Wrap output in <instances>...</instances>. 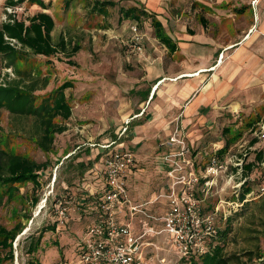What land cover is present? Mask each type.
Segmentation results:
<instances>
[{"label": "rangeland", "instance_id": "374dc122", "mask_svg": "<svg viewBox=\"0 0 264 264\" xmlns=\"http://www.w3.org/2000/svg\"><path fill=\"white\" fill-rule=\"evenodd\" d=\"M6 1L0 0V25L9 14L25 20L37 13H47L55 24L53 42L64 37L80 48L71 57L64 54L51 58L31 54L27 57L26 71L31 70L34 75L49 79L46 88L35 94L43 95L66 82L71 83V87L65 90L71 117L64 123L65 131L55 136L52 152L43 154L28 135L18 132L25 128L32 133V119L16 121L7 111L0 110V137L3 142L6 141L7 147L47 166L38 178V186L28 184L20 189V194L26 197L18 195L0 208V226L6 229L18 224L23 226L12 243L13 259L7 264H27L28 259L38 264H83L79 257L81 241L85 230L93 222L96 197L101 199L99 196L103 195L100 173L103 160L112 149L102 151L97 145L121 136L112 147L115 151L131 153L135 159V167L126 177V187L129 198L138 204L150 200L160 189L164 190L166 167L160 151L165 149L161 147L163 145L159 146L161 141L176 127L182 130L185 137H190L191 132L183 129L181 114L170 108L176 92L170 81H166L152 101L149 102L148 97L144 101L145 93L147 96L152 93L159 84L158 80L175 78V63L158 41L151 38L150 43H144L143 53L131 52L130 20L123 17L120 9L142 6L145 11L162 17L158 19L166 31L173 34L180 33L182 26L190 23L195 0H69L68 5V0H40L45 9L30 5L27 0L14 8L8 7ZM94 1H113L116 5L109 7L108 14L103 17L92 12ZM132 23L138 25L143 40L154 37L148 19ZM5 78L10 80L14 75L0 57L2 85ZM124 128L127 130L122 135ZM256 128L250 131L246 126L241 128L242 136L230 153L243 159V174L245 167L254 161L255 151L264 150V138H259V129L255 131ZM231 133L233 137L238 134L234 130ZM252 139L260 143L256 145V150L255 146L249 147ZM215 152L206 150L203 157L208 159ZM208 160H204L202 166ZM228 173L234 174L235 169L228 166ZM245 178L251 190L256 191L264 185V164L254 166ZM226 179L222 175L216 189L211 190L213 196L208 199V205L233 200L234 183H227ZM87 196H94L90 202L92 205L84 201ZM34 198L38 199L36 204H32ZM261 199L245 203L237 213H232L227 223H220L221 227L228 226L230 229L225 242L227 254L239 256L260 251L264 255L261 228L264 215L259 210ZM60 207L66 208L63 217H59ZM148 213L161 215V205L153 206ZM39 235L43 237L38 250L33 256L29 255L28 248ZM152 241L159 250L149 253L150 264H158L157 258H165L169 264H181L163 235ZM259 263L256 259L248 262Z\"/></svg>", "mask_w": 264, "mask_h": 264}, {"label": "built area", "instance_id": "2783aa9c", "mask_svg": "<svg viewBox=\"0 0 264 264\" xmlns=\"http://www.w3.org/2000/svg\"><path fill=\"white\" fill-rule=\"evenodd\" d=\"M132 39L130 51L143 53V36L136 23L129 26ZM15 41H11L13 45ZM181 129V128H180ZM124 128L122 134L126 132ZM259 138H264V123L259 126ZM115 142L97 145L109 151L102 163L103 195L96 200L92 224L85 230L81 241L80 261L83 264H150L149 253L159 248L152 241L163 235L178 260H190L205 255L212 248L222 222L239 208L264 196V185L239 200L246 182L242 178L243 159L232 155L224 160L212 156L202 166L186 144L182 130L177 127L164 143L162 161L166 167L164 190L160 189L150 200L133 203L126 187L127 174L135 167L131 153L115 151ZM228 166L235 173H228ZM227 183L233 181V200L218 201L208 205L212 189L221 176ZM238 175V179L234 180ZM161 205L159 216L148 213L153 206ZM59 217L66 213L60 207ZM137 221V223H136ZM153 248V249H152ZM157 257V255H156ZM158 264H169L165 258H157Z\"/></svg>", "mask_w": 264, "mask_h": 264}, {"label": "crops", "instance_id": "0c3cea01", "mask_svg": "<svg viewBox=\"0 0 264 264\" xmlns=\"http://www.w3.org/2000/svg\"><path fill=\"white\" fill-rule=\"evenodd\" d=\"M194 2L190 23H185L180 33L171 34L163 26L176 51L169 53L158 42L165 54L173 58L175 78L158 80L153 92L148 96L145 93L144 101L147 97L152 101L166 81H170L176 91L170 108L181 114L183 129L191 131L190 137H185L186 144L201 162L212 156L224 160L237 142L219 155L227 139L223 131H230L229 136L233 130L238 133L245 126L247 131L257 126L255 131H258L264 123V0ZM156 17L160 16L156 14ZM150 38L157 40L147 37L142 41L143 49L145 42H151ZM254 118L257 119L252 121ZM172 133L170 130L159 146ZM120 137L107 143L116 145ZM259 144L252 139L249 147L255 146L256 150ZM206 150L216 152L205 159ZM164 152L160 151V155Z\"/></svg>", "mask_w": 264, "mask_h": 264}, {"label": "trees", "instance_id": "16d2710c", "mask_svg": "<svg viewBox=\"0 0 264 264\" xmlns=\"http://www.w3.org/2000/svg\"><path fill=\"white\" fill-rule=\"evenodd\" d=\"M24 1L7 0L6 5L14 8ZM27 1L30 5H38L45 9V5L40 0ZM68 3L69 0L66 4L68 5ZM115 5L116 3L113 1H94L92 12L104 17L108 14V8ZM120 12L124 18L131 21L141 22L142 19H148L157 41L169 53L176 51L174 42L166 34L156 14L148 13L142 6H131L125 10L120 9ZM54 27L53 18L42 12L25 20L17 19L15 15L9 14L6 21L0 25V57L4 60L6 68L12 69L15 78L10 80L5 78L3 85L0 83V110L7 111L16 121L32 119L34 122L32 133L27 132L25 128L19 129L18 132L28 135L37 149L46 155L52 152L55 136L65 131L64 123L71 117V107L68 98L65 96V90L71 87V83L66 82L43 95L35 94L46 88L49 79L41 77L39 74L34 75L31 70L26 71L27 57L29 54L45 58H51L57 54L71 57L80 49L77 43H72L71 40L64 37H60L54 43L52 39ZM11 41H15V43L11 45ZM223 134L227 139L219 151V155H223L242 136L241 132L237 136H229L230 131L228 130L223 131ZM254 154V161L245 167L246 172L245 174L242 173V178H245L254 166L264 164V150L255 151ZM46 169V163H39L34 159L15 153L7 147L6 141L3 142L0 137V208L13 201L18 195L26 197L25 194H20V189L28 184L33 185V187L38 186V178ZM251 191L253 190L246 181L240 191L239 200H243L245 195ZM93 197H84V201L87 200L90 203ZM259 199H261L259 210L264 215V196ZM37 201L38 199L34 198L32 204H36ZM231 216L233 214L225 220V223L232 218ZM261 228L262 233H264V219L261 221ZM22 229L21 224L11 229L0 226V264H7V262L12 261V243ZM229 232L228 226L221 227L208 253L190 260H181V264H248L253 259H256L258 263L260 262L259 264H264V255L260 251L255 254L246 252L239 256L227 254L225 242ZM42 237L43 235H39L35 243L30 245L28 248L29 255L33 256L38 250ZM27 264L38 263L28 259Z\"/></svg>", "mask_w": 264, "mask_h": 264}]
</instances>
